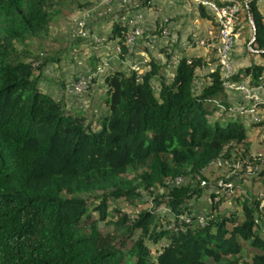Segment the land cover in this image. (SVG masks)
Returning a JSON list of instances; mask_svg holds the SVG:
<instances>
[{
    "label": "trees",
    "instance_id": "16d2710c",
    "mask_svg": "<svg viewBox=\"0 0 264 264\" xmlns=\"http://www.w3.org/2000/svg\"><path fill=\"white\" fill-rule=\"evenodd\" d=\"M67 1L0 0V264H264L261 198L233 194L237 207L224 213L216 209L224 194L212 188L204 225L189 204L203 194L207 186L200 179L218 159L230 163L237 155L233 165L262 166L256 179L264 177V160L250 156L244 116L230 110L218 69L204 73L217 58H182L171 79L151 55L139 77L114 69L103 77L106 112L88 119L69 110L63 96L55 99L41 88V71L51 58L35 67L39 57L29 51ZM148 1L139 8H149ZM257 1L247 2L253 41L243 50L264 61V15ZM201 15L217 28L213 17L203 10ZM127 30L115 20L108 36L121 59L128 53ZM158 32L156 22L153 34ZM217 35L216 29L206 43L212 53ZM232 80L259 85L264 66L252 61ZM256 106L264 111V103ZM149 197L153 210L141 209L133 220L119 213L113 223L124 239L140 229L130 246L102 237L98 223L106 220L111 199L142 207ZM89 198L99 201L98 220L88 211ZM159 207L173 218L157 216ZM145 239H165L155 257Z\"/></svg>",
    "mask_w": 264,
    "mask_h": 264
},
{
    "label": "rangeland",
    "instance_id": "374dc122",
    "mask_svg": "<svg viewBox=\"0 0 264 264\" xmlns=\"http://www.w3.org/2000/svg\"><path fill=\"white\" fill-rule=\"evenodd\" d=\"M143 1L144 0H131V4L133 6L140 5ZM76 3L82 7L77 8ZM61 8L63 11L61 15L51 24L46 34L29 44V51L32 58L39 57L38 60L33 61L35 67H37L42 61L51 58L41 71V73L45 75L41 76L39 80L41 88L51 93L55 99H60L63 96L66 107L69 110H73V112H79L80 108H83V111L88 109L89 115L87 117L90 119L91 117L99 115V112H101V103L98 97H103L104 95V90L101 88L104 76L101 77V75H98L99 77L97 76L94 78L90 84L88 92H86L81 98L70 96L66 92V88L75 77L80 74H85L88 70H95L97 65L102 64L107 57L109 58L111 54L110 52L113 51V47L116 43L108 37L111 31V24L115 20L117 21L118 17L121 16L127 8L120 6V0H68ZM244 10H241V17L244 14ZM99 12L103 14L102 18L98 17L97 14ZM104 18L108 19L104 21ZM80 20L85 21L84 27L88 34L87 37L84 36L81 40H77L78 36L75 26ZM242 21L244 25L242 26V30L239 29L241 31L239 38L242 39V44L245 45V42L252 36V28L246 20ZM153 29L154 28H152V30ZM236 42L237 41H235V43ZM158 51L159 50L156 52ZM95 57L98 58V61L94 65H91V60ZM55 58L59 59L56 60ZM121 60H123V62L125 61L124 59ZM255 61L257 62L256 64L261 63L264 66V61ZM118 62V56L114 54L112 57L113 66L118 67ZM124 68L126 67L124 66ZM126 70H128V68H126ZM65 82L66 85H64L63 89L61 88V85ZM155 87L156 84H154V88ZM91 89L92 91L95 89L98 97L93 93L94 97L91 98ZM228 96L230 101H232L231 104L235 103V100L238 97L233 93ZM238 116L240 117V115ZM260 116L263 121L264 111H260ZM240 118L245 122L248 128L247 133L251 139V145L249 148L250 156H256V154L260 152L264 153V124L258 127L254 126L253 122L249 119L245 117L244 119L242 117ZM235 159H237V155L229 160L231 164L225 161L220 164L214 163L204 171L203 176L205 180L200 179V186L206 185L207 187H205L204 192L200 197L189 203L194 208V212L197 216L205 215L207 211L212 208V202L214 201H211L209 194L211 193L215 182H219L222 179L230 180V182L234 184V189L232 188L228 195H224L221 202H217L218 207L216 209H218V211L228 213L230 210H235L237 205L234 203L233 194L246 195V193L249 192L261 198L260 204L263 206L261 208V214H264V177L261 179V182H258L260 178L259 180L256 179L258 177L257 174L261 172L262 166L257 165L254 167V165H248V167L244 168L241 163L233 165L232 162H234ZM217 200L218 198L216 197L215 201ZM145 201L146 203L140 207L138 205H133L126 200L124 201V199H111L108 202L106 220L99 221L98 223V228L102 237L107 239L111 238V241L117 246H119L123 240H126V246H130L132 242L140 236V229L135 230L132 237L124 239L121 233L115 230L113 223L117 220L119 213L126 215L129 219L133 220L139 215L141 209L153 210V205L149 204L151 198H146ZM98 202L99 201L96 198H89L87 200L88 211L91 217L95 220H98L99 218L98 210L96 209ZM155 213L157 216L163 214L167 218H173V215H171V213L164 207H159ZM87 225L88 222L84 224V227L86 228ZM144 243L150 248L152 256L155 257V250L159 249L160 246L165 243V239H161L155 243L145 239Z\"/></svg>",
    "mask_w": 264,
    "mask_h": 264
},
{
    "label": "built area",
    "instance_id": "2783aa9c",
    "mask_svg": "<svg viewBox=\"0 0 264 264\" xmlns=\"http://www.w3.org/2000/svg\"><path fill=\"white\" fill-rule=\"evenodd\" d=\"M164 0H149L147 4L152 8L153 11H158L161 2ZM198 7L205 9L214 19L217 30H218V44L216 49L217 64L215 66H209L205 72H212L215 68L218 69L223 86L228 94H236L238 97L235 103L231 104V111L233 114L242 115L249 119L253 123H258L262 121L260 116V111L258 110V104L264 103V82L259 85H251L248 80L245 81H234L233 76H235L237 70L234 66L232 52L234 49L235 41L239 36V28L241 23V10L244 8L248 10L247 2L248 0H190ZM120 6L126 7L127 10L118 17V20L125 22L128 26L127 33L125 35V45L128 48L127 55H130L134 48L141 46L145 47L150 51L161 50L163 47V52L167 55L169 64H175L179 62L175 53L172 52L171 46L175 42L174 38L171 37L168 26H166V19H157L159 25V32L153 34L154 29L147 30L143 26V13L141 12L139 5H132L131 0H120ZM99 18H102L103 14L99 12ZM247 20L252 28L251 41H253V20L250 13L247 11ZM85 21L80 20L76 23L77 36L87 37L88 32L86 31ZM214 31H208L207 37H203L197 41L199 46H207L208 41H213ZM163 42V43H162ZM248 50L253 52V49L249 46ZM114 53L118 57L120 56L121 50L118 45L114 46ZM162 54V52H161ZM126 55V56H127ZM125 56V57H126ZM147 58L144 60L145 69L140 67L137 62H130L128 65L129 71H134L139 77L148 66H146ZM113 71L110 66V62L104 59L102 64L95 67V70H88L85 74H80L67 86L66 92L70 96H76L81 98L86 92H88L92 80L98 75L104 76L105 74ZM201 74V72H199ZM168 79V77L165 75ZM197 85L200 84L198 80L195 81ZM264 151V150H263ZM256 158H261L264 160V153H257ZM223 161L216 160L211 163H221ZM180 179L176 183H180ZM234 189V184L230 181L224 182L220 180L217 185H214V192L219 194L228 195L231 189ZM233 191V190H232ZM261 205V204H260ZM263 206H260V209ZM207 217L205 215L198 216V223L201 225L205 224ZM186 222L188 218L184 219Z\"/></svg>",
    "mask_w": 264,
    "mask_h": 264
},
{
    "label": "crops",
    "instance_id": "0c3cea01",
    "mask_svg": "<svg viewBox=\"0 0 264 264\" xmlns=\"http://www.w3.org/2000/svg\"><path fill=\"white\" fill-rule=\"evenodd\" d=\"M257 6L260 12L264 15V0H258ZM140 10L143 13V26L149 30L155 27V23L157 19L162 18V20L163 19L167 20L166 26H168L171 37L174 38L175 40V42L171 46V50L173 53L176 54L178 60L185 58L186 60L189 61L194 57H202L204 59H208L211 58V56L216 58V53H212L208 46H199L197 44V41L199 39L203 37H207L208 31L216 30L215 27L213 26L214 24L213 21L202 17L201 10L206 12L212 18V16L205 9L198 7L190 0H164L161 2L158 11L156 10L153 11L152 8L150 7L140 8ZM242 20L243 19L241 17V23L239 28L241 30H242V26L244 25L242 23L243 22ZM240 35H241V31L239 32V36ZM239 36L236 39L237 42L235 43L232 52L234 66L237 71L240 68L249 66L252 63V61L255 63H257L255 60L263 61L261 58L256 56L254 57L252 56L251 59V56H249L243 50L244 45L242 44V39L239 38ZM141 45L142 44L134 48L130 55H127L125 58H123L125 60L124 62L123 60H121V58L118 57L119 59L118 67H114L112 64V57L115 54L114 47H113V51L110 52L111 54L109 58L107 57L106 60L110 62V66L113 70L117 68L126 69L128 68L130 62H137L140 64L141 68L145 69L144 60L149 55H151L155 60H157L160 64L164 66L165 75H167L168 77L173 76V73L175 71L178 62L175 64H169L168 62L169 57H167V55L164 54L163 47H162V51L159 50L160 52H162L161 54L159 51L156 52L157 50L150 51ZM124 66L126 68H124ZM66 82L64 83V85H66ZM101 88L104 90L103 82ZM93 93L96 97H98L97 96L98 94L96 93L95 89L93 91L91 89L90 91L91 98L94 97ZM98 98L100 99V103H101V112L99 113L104 114L107 110V108L102 103V99L104 98V95L103 97H98ZM79 112H84L86 116L89 115L88 109L83 111V108H80Z\"/></svg>",
    "mask_w": 264,
    "mask_h": 264
}]
</instances>
